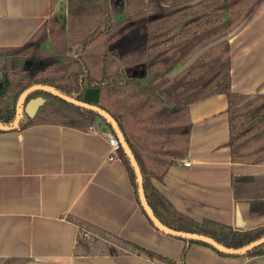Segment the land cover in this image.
Masks as SVG:
<instances>
[{"label": "crops", "instance_id": "crops-1", "mask_svg": "<svg viewBox=\"0 0 264 264\" xmlns=\"http://www.w3.org/2000/svg\"><path fill=\"white\" fill-rule=\"evenodd\" d=\"M55 11L53 0H0V56L36 38ZM224 38L231 90L254 92L264 80V0ZM13 104L0 81V108ZM226 109L223 94L189 106L187 151L153 183L194 220L250 229L264 224V160L231 159ZM92 127L35 124L0 133V264H170L132 244L175 264H264V254H220L198 243L181 261L184 241L150 223L123 162L108 159L109 130Z\"/></svg>", "mask_w": 264, "mask_h": 264}, {"label": "trees", "instance_id": "trees-1", "mask_svg": "<svg viewBox=\"0 0 264 264\" xmlns=\"http://www.w3.org/2000/svg\"><path fill=\"white\" fill-rule=\"evenodd\" d=\"M260 1L67 0L65 52L43 53L41 45L48 35L43 28L36 38L0 56L4 61L0 63L2 72L5 62H10L8 85L14 101L12 107L0 111V133L13 124L20 94L40 86L24 95L18 122L10 131L35 124L87 130L98 122L118 139L103 114L41 87L53 88L80 102H88L83 97L87 88H99V101L88 103L115 121L137 165L142 195L151 215L160 226L178 232L167 234L184 241L181 261L192 243L213 247L185 233L208 238L226 250L240 249L264 237V224L240 230L210 219L194 220L179 212L153 183V179L161 180L174 160L187 151L189 106L216 94L225 95L227 100L231 159L243 163L264 160V80L254 92H233L229 44L227 39H221L243 22ZM214 41L217 44L183 72L169 77L176 66ZM35 97H42L44 102L30 117L24 106ZM118 143L117 157L128 172L137 203L150 223L160 229L143 205L135 169L119 139ZM132 246L149 257L176 263ZM240 254H264V243Z\"/></svg>", "mask_w": 264, "mask_h": 264}, {"label": "water", "instance_id": "water-1", "mask_svg": "<svg viewBox=\"0 0 264 264\" xmlns=\"http://www.w3.org/2000/svg\"><path fill=\"white\" fill-rule=\"evenodd\" d=\"M60 8H62V10H60ZM56 15L58 16H62V21L64 19V16H65V2H61V3H58L56 5V11H55ZM242 23V22H241ZM240 23V24H241ZM239 24V25H240ZM238 25V26H239ZM237 26V27H238ZM236 27V28H237ZM236 28H234L230 33H232ZM40 86H32L31 88H28L26 90H24L20 96L18 97L17 101H16V104H15V119H14V122L13 124L10 126V127H5V129L7 130H11L13 129L17 122H18V118H19V104H20V100L24 97V95L27 93V91H29L30 89H33V88H39ZM41 88H44V89H47V90H50L51 92H54L55 94L59 95L60 97L64 98L65 100L69 101V102H72V103H75V104H78V105H81V106H85V107H89V108H92V109H95L97 110L100 114H103L109 121L110 123L112 124L113 128L115 129L116 133H117V136H118V139L119 141L122 143L124 149L126 150L130 160H131V163L135 169V172H136V176H137V180H138V185H139V194H140V197H141V200L143 202V205L145 206V209L147 210L150 218L152 219V221L154 222V224L159 227L160 229L164 230L165 232H168V233H174V234H178V232H173L171 230H168L162 226H160L156 221L155 219L153 218V216L151 215V212L149 211V208L144 200V197L142 195V190H141V179H140V174H139V171H138V168H137V165L132 157V154L131 152L129 151L122 135H121V132L119 130V128L117 127L115 121L113 120V118L108 114L106 113L105 111L95 107L94 105L88 103V102H92V103H97L99 101V88H87L84 92V99L88 102H80V101H77V100H74V99H70V98H67L65 96H63L62 94L58 93L56 90H54L53 88H50V87H41ZM44 102V99L42 97H35V98H31L29 99L25 106H24V111L26 112V114L30 117H33L34 114L36 113L37 109L43 104ZM1 127V126H0ZM3 128V127H2ZM184 234V233H183ZM186 236L188 237H192V238H197V239H201V240H205L207 241L208 243H210L213 247L221 250V251H224L228 254H238V253H242L244 251H246L247 249L251 248V247H254L256 245H259L261 243H264V237L240 248V249H236V250H226V249H223L222 247H220L219 245H217L215 242H213L212 240L208 239V238H205L203 236H200V235H195V234H191V233H185Z\"/></svg>", "mask_w": 264, "mask_h": 264}, {"label": "rangeland", "instance_id": "rangeland-1", "mask_svg": "<svg viewBox=\"0 0 264 264\" xmlns=\"http://www.w3.org/2000/svg\"><path fill=\"white\" fill-rule=\"evenodd\" d=\"M65 2V16L63 21L62 16H58L56 15V13L54 14V16L49 20V22L46 24V26H44L43 28H46V32L48 31V35L46 37V41L44 42V44H42V48L45 50L43 53H62L65 52L66 49V35L68 33V28H67V0H53V3H55L56 5L58 3L61 2ZM60 10H62V8H60ZM226 36V35H225ZM218 41H214L210 44H207L204 48H202L201 50H199L197 53H195L187 62L186 65H180L181 67H176L174 68L170 73H169V77L170 78H174L176 77L178 74H180L181 72H183L193 61L196 60V58L201 55L205 50L209 49L210 47L214 46L217 44ZM47 44V48L45 47V45ZM46 48V49H45ZM4 61L0 60V63H2ZM10 62L6 61L4 64V72H2L0 70V81H3V83L6 85L8 91L9 90V82L11 79V71H10ZM177 72V73H175ZM2 105H7L8 104V100L2 101L1 102ZM6 106H3L0 108V111L5 109ZM22 108V99L20 100V104H19V113L20 110ZM98 121V120H97ZM98 122H96L97 124ZM95 124V125H96ZM99 129L100 128H105V126L102 123L97 124ZM258 143V142H257ZM256 143V144H257ZM110 238V237H108ZM112 239V238H110Z\"/></svg>", "mask_w": 264, "mask_h": 264}, {"label": "built area", "instance_id": "built-area-1", "mask_svg": "<svg viewBox=\"0 0 264 264\" xmlns=\"http://www.w3.org/2000/svg\"><path fill=\"white\" fill-rule=\"evenodd\" d=\"M92 128L93 127H90L89 129H92ZM107 139L111 147V154L109 155L108 159L113 160L117 156V149L119 147L118 139L110 131L107 133ZM182 164L184 166H189L190 162L182 160ZM82 235L86 236L87 234L82 233Z\"/></svg>", "mask_w": 264, "mask_h": 264}]
</instances>
